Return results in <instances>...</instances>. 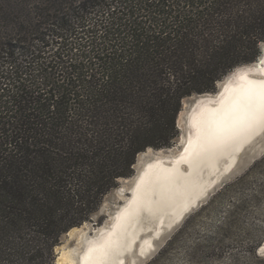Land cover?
I'll list each match as a JSON object with an SVG mask.
<instances>
[{
  "label": "trees",
  "instance_id": "16d2710c",
  "mask_svg": "<svg viewBox=\"0 0 264 264\" xmlns=\"http://www.w3.org/2000/svg\"><path fill=\"white\" fill-rule=\"evenodd\" d=\"M262 43L264 0H0V264H56L139 154L174 144L184 99Z\"/></svg>",
  "mask_w": 264,
  "mask_h": 264
},
{
  "label": "bare ground",
  "instance_id": "6f19581e",
  "mask_svg": "<svg viewBox=\"0 0 264 264\" xmlns=\"http://www.w3.org/2000/svg\"><path fill=\"white\" fill-rule=\"evenodd\" d=\"M251 66L227 76L220 93L199 98L187 110L183 150L172 158L161 155L144 162L131 183L130 197L109 217V227L86 242L77 264H126L127 257L135 264L137 255L149 254L154 240L180 222L233 170L243 151L264 132L259 123L251 128L238 125L236 117L241 113L232 111L237 97L264 82V55ZM245 72L246 79H239ZM182 122L179 126L184 128ZM59 264H68L65 254Z\"/></svg>",
  "mask_w": 264,
  "mask_h": 264
},
{
  "label": "rangeland",
  "instance_id": "374dc122",
  "mask_svg": "<svg viewBox=\"0 0 264 264\" xmlns=\"http://www.w3.org/2000/svg\"><path fill=\"white\" fill-rule=\"evenodd\" d=\"M258 62L260 60L257 59L254 64L256 65ZM254 64L250 66L253 67ZM239 69H235L227 75L228 78ZM212 94H217V88ZM195 96L189 98L194 99ZM187 99L183 101L179 120L184 121L186 119ZM182 123H184V128L180 127V135L184 133L186 127L185 121ZM258 139L256 141L262 140V135ZM179 151L180 145L175 141L170 148L147 150L141 155L139 162L137 158L136 164L141 167L144 161H148L152 157L155 159L161 155L172 158L177 156ZM242 156L244 157L245 153ZM263 157L264 153L247 164L242 170L238 169L242 165L240 162L239 166L211 191L210 196L202 201L200 206L191 211L172 231L163 234L161 239L156 242L157 249L138 264H151L152 260L164 249L166 250L165 255L157 264H264ZM137 172L138 167L134 169V174L131 177L124 178L127 180L126 182L124 179L120 180L118 187L105 197L100 211L93 216L92 221L70 230L62 237L60 245L56 247V264L61 254L66 255L68 264H77L78 254L82 252L86 242L96 238L102 229L109 227L108 221L111 210L118 206L120 200H125L123 195H118V199H115L114 194L125 183L129 187ZM244 175H247L246 180L236 184V181ZM230 185L233 186L230 187ZM224 187L229 188V191L215 201L214 198ZM241 200L247 203L243 204ZM202 211L203 213L200 215ZM196 216L197 219L194 223L181 234V229ZM151 235L152 233H149L146 237ZM134 254H137V250ZM126 260V264H131L133 259L127 257Z\"/></svg>",
  "mask_w": 264,
  "mask_h": 264
},
{
  "label": "water",
  "instance_id": "95a60500",
  "mask_svg": "<svg viewBox=\"0 0 264 264\" xmlns=\"http://www.w3.org/2000/svg\"><path fill=\"white\" fill-rule=\"evenodd\" d=\"M263 55H264V43L261 44V55H260V57H262ZM260 57L258 58V60H260ZM252 64H254V63H252ZM252 64L244 65V66L238 67V68H236V69L243 68V67H246V66H249V65H252ZM226 78H227V76H226L222 81H220V82L217 84V92L220 93V92L222 91V89H223V87H224V85H225V80H226ZM207 95H213V94H212V93H207V94H202V95H196V96L194 97V99H193V98H188V99H187V101H188V102H187V103H188V109H191V108L193 107V105L197 102V100H198L199 98L205 97V96H207ZM179 118H180V114H179V116H178L177 123H178V128H179V130H181V128H180V126H179V121H180L181 119L179 120ZM187 120H188L187 118L184 120L185 123H186V124H185L186 127H187V123H188ZM186 127H185V131H184V133L181 134V135L176 139V143L180 145V149H181V150H183V148H184V145H183V139H184V136L186 135V130H187ZM258 140H259V139H258ZM148 150H149V149H148ZM144 153H146V152H144ZM244 153H245V156L243 157V156H242L243 154H242V155L239 157V161H238V163L236 164V166L233 168V170H234L236 167L239 166L240 162H242V165H240V167H239L238 169H239V170H242L247 164H249V163H250L251 161H253L255 158H257L258 156H260L261 154L264 153V132H263V134H262V140H260V141H256L255 144H254L253 146L247 148V149L245 150ZM141 155H143V153H142V154H139V156H138V162H139V158L141 157ZM152 159H153V157H152L150 160H152ZM148 161H149V160H148ZM144 162H145V161H144ZM143 165H144V163L142 164L141 167L137 166V164L135 165L134 169L138 167V172L136 173L135 178H137V176H138L140 170L142 169ZM233 170H232V171H233ZM232 171H231V172H232ZM231 172H230V173H231ZM230 173H229V174H230ZM229 174L224 175V176L221 178L220 182L217 183L211 191H213V190H214V189H215L220 183H222V182L225 180V178H226ZM135 178H134V179H135ZM134 179H133V180H134ZM124 180H125V182L127 181L126 179H124ZM132 182H133V181H132ZM131 186H132V184L128 187V186H127V183H125V184L123 185V187L120 188V189L118 190V192L114 194V198H115V199H118V195H123V196L125 197V199L129 198L130 195H131V191H130V190H131V189H130ZM126 191H129V192L127 193ZM211 191H209V192L207 193V195H206L201 201L198 202L197 206L192 207L191 211H193L196 207L200 206L201 202L204 201V200H206V199L208 198V196H210ZM123 203H124V201L120 200L118 206H117V207H114V208L111 210L110 215L113 216V215L115 214V212H117V211L119 210V208L122 206ZM191 211H190V212H191ZM190 212H188L187 214H185V216L182 218V220H181L180 222L176 223L171 229H165L163 234L169 233V232L172 231L175 227H177V226H178V225L184 220V218H185ZM163 234H162L159 238H157V239L154 240V249H152V250L150 251L149 254H146L145 256L137 255V258H136L135 264H138V263L143 262L146 258H148V257L153 253L154 250L157 249L156 242L159 241V240L161 239V237L163 236ZM57 264H59V261H57Z\"/></svg>",
  "mask_w": 264,
  "mask_h": 264
},
{
  "label": "snow or ice",
  "instance_id": "6c2138e0",
  "mask_svg": "<svg viewBox=\"0 0 264 264\" xmlns=\"http://www.w3.org/2000/svg\"><path fill=\"white\" fill-rule=\"evenodd\" d=\"M247 73L239 75V79L244 80ZM250 85L255 82L249 81ZM232 111L241 113L236 117L238 125L251 128L259 123L264 126V82H260V87L253 90L249 88L242 96L237 97L232 104Z\"/></svg>",
  "mask_w": 264,
  "mask_h": 264
}]
</instances>
